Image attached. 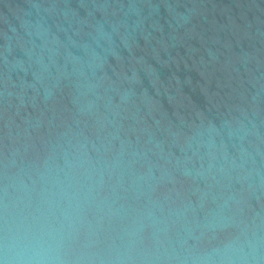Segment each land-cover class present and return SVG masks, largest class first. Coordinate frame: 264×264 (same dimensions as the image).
<instances>
[{"label":"water","instance_id":"water-1","mask_svg":"<svg viewBox=\"0 0 264 264\" xmlns=\"http://www.w3.org/2000/svg\"><path fill=\"white\" fill-rule=\"evenodd\" d=\"M0 258L264 264V0H0Z\"/></svg>","mask_w":264,"mask_h":264},{"label":"clouds","instance_id":"clouds-1","mask_svg":"<svg viewBox=\"0 0 264 264\" xmlns=\"http://www.w3.org/2000/svg\"><path fill=\"white\" fill-rule=\"evenodd\" d=\"M0 264H8V261L6 258H0Z\"/></svg>","mask_w":264,"mask_h":264}]
</instances>
